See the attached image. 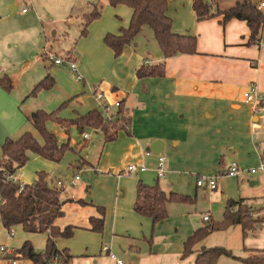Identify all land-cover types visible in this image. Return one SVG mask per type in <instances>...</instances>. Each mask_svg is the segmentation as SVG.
Masks as SVG:
<instances>
[{
  "label": "crops",
  "instance_id": "obj_1",
  "mask_svg": "<svg viewBox=\"0 0 264 264\" xmlns=\"http://www.w3.org/2000/svg\"><path fill=\"white\" fill-rule=\"evenodd\" d=\"M77 1L79 6L83 4ZM166 1L173 32L196 37L195 54H179L164 59L153 32L151 36L146 30L149 28L143 27L138 36L145 31L151 52L135 43L136 36L134 47L131 48L132 43L125 46L120 56L114 58L113 51L103 43V39L107 34L117 35L120 29L127 28L132 10L122 5L110 7L106 0L100 18L88 26L86 36L78 35L73 53H65L74 54L83 82H77L61 69L48 67L54 80L49 91L42 90L26 98L33 87L49 74L47 72L43 73L41 80L39 78L43 75L23 74L26 77L21 79V87L11 77L15 90L12 95L8 96L0 89V140L29 130L31 125L26 117L31 113L38 110L52 112L66 100L72 107L84 110L77 113L80 115L77 118L93 110L99 112L98 104L88 90L90 84L97 85L103 94L106 92L107 104L113 105L115 102L111 101L115 99L123 102L122 108L130 118L128 131L120 130L112 142H104L100 131L84 129L80 133L73 126L66 134L56 123H46L58 143L67 144L69 151L80 157L72 168L85 167L105 192L97 198L91 179L88 186L79 180L76 190L64 195L61 193L60 199L65 204L55 226L60 230L70 226L74 232L69 239H57L56 245L70 252L72 259L69 264H114L111 255L124 264H194L196 254L202 248L215 247L230 254L221 256L216 264H248L245 260L249 257H264V174L248 173L258 166L264 154V112L254 114L244 102V94L250 87L264 93V26L259 45L251 46L248 44L250 31L245 21L231 19L222 24V15L197 21L193 0ZM237 1H225L221 8L216 3V11L228 10ZM250 1L264 16V7H260L264 2ZM12 2L0 0V20L11 19L7 7L14 11L16 4L11 5ZM65 4L62 16H57L73 25L76 23L72 14L75 7L72 3ZM92 4L86 10L88 13ZM23 10L22 15L27 14ZM82 14L86 15H79ZM159 64H162V77H137L136 70L140 67ZM5 102L10 103L12 117L1 107ZM63 114L65 112L61 111L58 117ZM74 129L78 133L76 140L71 135ZM83 134L88 137L83 139ZM94 134L101 147L97 168L87 155L82 157V151L86 152L87 146L93 143ZM155 142L161 143L157 154L151 151ZM147 151L151 154L146 155ZM159 156L165 158L163 178H157L154 171ZM233 162L241 170L237 177H219L217 187L212 191L196 185L199 178L217 176ZM133 164H143L147 170L126 176L124 170ZM22 169L15 173L13 180L21 185L33 184L28 183L31 181L26 179ZM98 169L102 170V175ZM56 181L51 183L53 188ZM60 181L68 183L66 179ZM105 182H109L110 187ZM139 182L158 186L167 195L173 193L191 201L168 203L167 217L153 223L133 209ZM240 200H244L248 207L253 225L244 230L240 224L215 230L190 247L185 255V243L192 234L212 224H220L227 204ZM204 216L208 217L207 221L203 220ZM100 218L102 230L93 231L91 219ZM16 229L22 228L17 226ZM33 235L23 231V235L15 238L14 232L11 237L0 222V247L14 251L25 241H33L40 248L41 245L36 244L39 240H34ZM103 246L107 247L106 252L102 251ZM0 264L12 262L3 260L0 254ZM14 264L31 263L17 260Z\"/></svg>",
  "mask_w": 264,
  "mask_h": 264
},
{
  "label": "trees",
  "instance_id": "obj_2",
  "mask_svg": "<svg viewBox=\"0 0 264 264\" xmlns=\"http://www.w3.org/2000/svg\"><path fill=\"white\" fill-rule=\"evenodd\" d=\"M110 7L126 6L132 10V17L127 28L119 30V34H107L103 43L113 51L114 57H119L123 48L130 45L143 27H148L161 50L164 59L179 54L196 53V37L190 34H177L172 30V20L167 15L166 0H107ZM216 0H193L192 8L197 21H203L222 15V24L231 19L245 21L249 31L248 44L258 46L264 26V16L251 3L250 0H238L233 7L225 11L213 13ZM101 16V8L92 4L90 13L82 16L80 37H85L88 26ZM162 64L156 67L142 66L136 70L139 78L162 77ZM3 89H12L7 77L0 79ZM54 86V80L48 74L32 89L29 96H34L42 90H50ZM123 103V102H122ZM119 104L114 119L106 122L97 110L88 112L76 120H62L58 118L57 111L46 113L38 110L26 117L27 122L37 132L40 140L31 132L25 131L17 138H7L1 146L0 158V222L6 230L20 226L25 233L45 234L47 239L43 252H37L32 243L25 241L19 249L11 255L3 256V259L17 261L26 260L31 264H69L72 255L67 249H59L56 240L72 237L74 228L66 227L60 230L55 226V220L62 216V206L65 201L60 199L61 191L48 186L46 176L38 173L36 180L31 185H21L13 181L12 176L22 169L29 161V154H35L41 158L58 163L64 153L69 150L67 144H59L54 134L46 128L47 122L59 125L67 134L69 129L75 126L80 133L84 129L101 131L104 142H112L116 139L120 130L128 131L130 118ZM264 156V154H263ZM188 198L177 194H165L158 186H147L139 182L136 186V197L133 209L143 217L149 218L153 223L163 221L167 217L166 205L170 202H190ZM244 200L229 202L226 206L223 220L220 224H212L209 227L195 231L185 243V255L190 247L200 242L206 235L215 231L228 228L231 225H242L243 230L251 227L252 222L249 209ZM234 208V209H233ZM93 231L102 230V219H91ZM221 256H230L223 248H202L197 254L194 264H216ZM248 264H264L263 256H253L245 260Z\"/></svg>",
  "mask_w": 264,
  "mask_h": 264
},
{
  "label": "rangeland",
  "instance_id": "obj_3",
  "mask_svg": "<svg viewBox=\"0 0 264 264\" xmlns=\"http://www.w3.org/2000/svg\"><path fill=\"white\" fill-rule=\"evenodd\" d=\"M79 1L83 2L81 6L78 5L77 0H18V1L13 0L11 5L16 4V9L14 11H10V9L7 7V12L10 14L11 19L0 20V73H1L0 79L3 78L4 76L7 77L9 80L11 77H14L16 83H18V86L21 87L22 78L29 76V75H32L34 77L38 75H43L44 72L49 73L48 67L61 69L68 76L71 77L72 74L67 65L56 66L54 64H51L47 59H45V57L42 54L45 50L43 47L49 48L53 53H55L57 56L61 58H64L65 53L68 51L73 53L72 49H73L75 41L78 39L80 24L83 22L82 21L83 14L82 16L79 14L81 13L88 14V11L86 10L88 7H90V4H92L93 2L98 3L99 4L98 6L103 11V3L106 0H79ZM225 1L231 2L232 0H217L215 2L218 3V7L221 8V7H224L222 4ZM252 1L255 3L264 2V0H252ZM65 3H72L73 7H75L72 14L76 18V19H73V21H76V23L73 25H71L68 22L66 23L65 22L66 20H63V18H59L62 16L63 9L66 6ZM218 7H215V6L211 7L212 11L217 12L216 8ZM22 9H24L27 14L22 15V12H21ZM58 14H59V17L57 16ZM146 30H148L147 32H149V34H151L152 36V31H150L149 29H146ZM54 32H55V35H54ZM144 32L139 36L137 35L138 37L135 40V43L138 42V45L140 48L147 47V50L151 52L150 46H148L149 44L146 41L147 36H145ZM133 42H132L131 48L134 47ZM72 56H74V54ZM76 63H77V59H76ZM24 68L26 70H24ZM23 74H27V75L22 76ZM43 77L44 75L41 76L39 80H41ZM91 85L92 84H90V86ZM94 86H97V85H94ZM104 86L105 85H102V88H104ZM0 89L4 90V92L7 93V95L8 94L12 95L15 92L14 87H12L11 90L7 91L3 89V87H1L0 85ZM31 91L27 94L26 98L29 97ZM104 94L106 95V92ZM105 101H109V99H107L106 97ZM116 101L118 100L115 99V100H112L111 102L113 103ZM69 103L70 101L68 102L67 100L64 102H61L55 107L56 109L54 108L55 110H53L52 112L57 111V116H59V113L61 111H64L65 114H63L62 117H58L62 120H73L77 118L78 116H80V115H77V113H82L84 110H82V108L76 109L72 107V105H70ZM1 107L2 109H4L6 113L9 112V115L11 116V113H10L11 109H10L9 102H5L1 104ZM48 113H51V112H48ZM0 116H2L1 110H0ZM26 127H29V126H26ZM27 131L31 132L32 134H36L37 135L36 137H38V139L40 140V137L38 136L37 132L32 128V126H30L29 130ZM72 132H73V134H71L72 138L75 140L78 139V133L75 131V129L72 130ZM19 135H20V132L12 134L11 136H8V137L4 136L0 141L4 139L3 140L4 142L6 138H17ZM93 136H94L93 143L87 146L86 152L82 151L83 153L82 157H85L87 155L91 163L93 164L94 168H97L96 163L99 157V153L101 151V147H100V144L98 143L97 135L94 134ZM3 142H0V158L2 155L1 146ZM79 158L80 157H77L75 153L67 150L62 156L61 160L58 163H54V162L45 160L38 155L30 153L29 161L24 166L22 171H24V173L26 174V179H29V181H31V182H28L29 184L35 181V178L38 173H43L46 176V182L48 183V186L52 188H53L51 184L52 181L55 182L58 178H60V180L66 179L67 181L65 182H69L72 178H74V176H78L79 180H81L82 183L85 182L86 185L88 186L89 181L93 179L94 175H91L90 177V174L86 171L85 167L81 169L72 168L73 167L72 164L73 165L76 164ZM97 172L101 175L103 173L102 170H99V169ZM105 173H110V175H112L111 172H105ZM94 180L95 178L93 179L94 190H95L94 195L97 198L101 194L105 195L104 190L100 188L101 184L98 183V181L96 182ZM125 180H129V179L125 178ZM105 184L108 187H110L109 182H105ZM78 185H79V182L74 187L66 189L62 193V195L68 192L70 193L71 190H76L78 188ZM16 227H13V230L16 233L15 238L23 235L22 229H16ZM33 236H35L33 237L34 240H39L38 243L35 241L36 244L41 245L40 248H37L35 243H33L32 241V245H34V249L37 252H43L45 249L44 240L46 239V235L45 234H34ZM3 260H7V259H3Z\"/></svg>",
  "mask_w": 264,
  "mask_h": 264
},
{
  "label": "built area",
  "instance_id": "obj_4",
  "mask_svg": "<svg viewBox=\"0 0 264 264\" xmlns=\"http://www.w3.org/2000/svg\"><path fill=\"white\" fill-rule=\"evenodd\" d=\"M209 2H211L212 0H208ZM260 7H264V4L261 3ZM23 12H25V10H23ZM44 52H43V56L45 57V59H47L48 61L53 62L54 65H67L70 69V72L72 74V76L74 77V79L77 82H83V77L79 74L78 72V68H77V63L74 59V56L72 55H65L64 58H59L55 55V53H53L49 48L45 47L44 48ZM89 93L91 94V96L94 98V100L97 102L98 104V110L99 113L101 114V116L103 117V119L106 122L111 121L112 119H114V115L116 114V110L119 108V104L120 102H115L113 103V105H109L105 102V95L103 94V92L99 89L98 86H90L88 87ZM244 102L251 107L252 112L254 114H259V113H263L264 112V93L260 92L259 90H257L256 87H250L248 89V91L244 94ZM115 110V111H114ZM83 139H86L88 137V135L83 134L82 135ZM150 151L146 152V155H150ZM165 158L164 156H159L157 158V162H156V167L154 168V171L156 173L157 178H163L165 175ZM147 170V167H145L143 164H133V165H129L126 167V169L124 170V173L126 176H133L134 174L138 173V172H144ZM241 172V170L239 169L238 165L236 163H231L228 167H226V169L223 170V172L217 176L214 177H202L199 178L196 182V185L198 187L204 188V189H208L210 191L215 190L217 187V179L219 177H237L239 175V173ZM258 172H261L264 174V156L261 155V161L259 163V166L257 168L251 169L248 171L249 174L254 175ZM13 179V176H12ZM15 181V180H13ZM79 181V177L78 176H74V178H72L67 184H63L62 181L58 180L55 183V188L59 191H61V193H63L66 189L74 187ZM204 221L208 220L207 216L203 217ZM7 233L9 236H13L14 232L13 229L7 230ZM103 252L107 251V247L102 248ZM13 253L12 250H9L8 248H5L4 246L0 247V254L3 256H8L11 255ZM111 259L114 260V264H124L122 261L114 258V256H110ZM12 261V260H10ZM15 261H12V263L14 264Z\"/></svg>",
  "mask_w": 264,
  "mask_h": 264
},
{
  "label": "water",
  "instance_id": "obj_5",
  "mask_svg": "<svg viewBox=\"0 0 264 264\" xmlns=\"http://www.w3.org/2000/svg\"><path fill=\"white\" fill-rule=\"evenodd\" d=\"M160 150H161V143H160V142H155V143L151 146V151H152L154 154L159 153Z\"/></svg>",
  "mask_w": 264,
  "mask_h": 264
}]
</instances>
